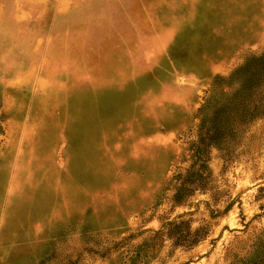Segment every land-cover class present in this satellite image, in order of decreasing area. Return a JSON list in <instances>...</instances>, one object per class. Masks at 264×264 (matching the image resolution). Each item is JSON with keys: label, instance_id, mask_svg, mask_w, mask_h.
Segmentation results:
<instances>
[{"label": "rangeland", "instance_id": "obj_1", "mask_svg": "<svg viewBox=\"0 0 264 264\" xmlns=\"http://www.w3.org/2000/svg\"><path fill=\"white\" fill-rule=\"evenodd\" d=\"M0 264H264V0H0Z\"/></svg>", "mask_w": 264, "mask_h": 264}, {"label": "trees", "instance_id": "obj_2", "mask_svg": "<svg viewBox=\"0 0 264 264\" xmlns=\"http://www.w3.org/2000/svg\"><path fill=\"white\" fill-rule=\"evenodd\" d=\"M202 133L200 132L198 135H200V137L202 136V137H205L203 134L201 135Z\"/></svg>", "mask_w": 264, "mask_h": 264}]
</instances>
